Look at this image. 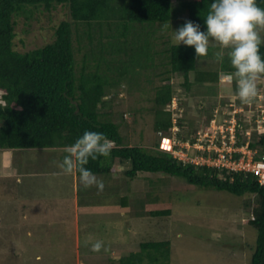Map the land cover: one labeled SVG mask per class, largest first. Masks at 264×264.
Wrapping results in <instances>:
<instances>
[{"label":"rangeland","instance_id":"1","mask_svg":"<svg viewBox=\"0 0 264 264\" xmlns=\"http://www.w3.org/2000/svg\"><path fill=\"white\" fill-rule=\"evenodd\" d=\"M178 1L172 0L168 21L155 23L157 35L162 36L159 48L165 42L174 44L171 37L186 15ZM63 19H70L67 5L41 8L29 18L17 16L13 47L25 51L50 42ZM76 28L81 31L84 25ZM76 30L74 47L79 69L82 58ZM141 37L145 38L144 34ZM209 46L212 55L199 60V69L218 67L215 53L219 47L211 40ZM114 65L109 66L110 75ZM158 67L142 68L140 75H133L132 84L120 81L117 93L111 91L104 97L111 100L109 105L125 143L152 147L158 140L160 148L170 150L174 140L175 148L186 143L183 138L211 133L210 124L223 128L232 117L241 125L240 139L248 138L247 131L251 139L259 135L253 130L256 122L252 114L264 105V78L257 81L255 99L243 103L236 95L237 80L230 79L232 72H219L217 82L194 83L190 88L183 85L181 74H172L168 83L176 105L168 104L165 109L171 112L177 130L170 129L171 138L166 132L163 136L156 132L149 109L154 87L160 82ZM193 76L192 71L189 79ZM164 139L169 140V147H162ZM197 147L190 143L189 149L183 150L194 157L199 152ZM64 155L63 150L53 148L0 149V264H120V257L140 250L141 242L151 240L169 241L167 263L156 264H249L256 230L248 221L256 195L197 188L163 173L139 172L129 178L124 174L128 164L114 166L110 175H97L104 182L102 190L85 188L75 172L64 174L53 163ZM123 196L127 206H120ZM157 209H170V213L149 214ZM97 239L105 248L93 252L90 245Z\"/></svg>","mask_w":264,"mask_h":264},{"label":"trees","instance_id":"2","mask_svg":"<svg viewBox=\"0 0 264 264\" xmlns=\"http://www.w3.org/2000/svg\"><path fill=\"white\" fill-rule=\"evenodd\" d=\"M210 3L211 0H179L178 5L186 15L177 28L185 20H192L200 23L203 30L206 27L203 17L210 10ZM257 3L264 7V0ZM56 5H67L70 19L59 22L53 40L25 51L15 49L16 17L29 18L41 8L51 10ZM172 8V0H0V149L62 150L83 131L95 130L103 132L114 145L108 157L89 160L86 167L96 175H110L114 166L128 164L124 174L129 178L139 172L163 173L180 177L197 188L234 195L254 194L257 199L248 224L256 230V238L249 264H264V185L256 176L182 161L160 148L158 140L152 147L125 143L109 105L111 100L104 98L111 91L117 93L120 81L132 84L133 75H140L142 68L159 66L160 82L154 87L149 111L156 132L171 136L172 116L165 109L173 96L172 85L168 83L171 75L181 74L183 85L190 88L194 83L217 82L219 72L233 73L227 54L213 70L198 68L201 58L212 55L210 46L208 53L199 57L193 46L165 42L159 48L162 36L157 35L159 28L155 23L168 21ZM73 25L84 28L77 32ZM74 29L82 58L79 69ZM260 52L264 56V45ZM108 55L114 60H109ZM112 63L115 71L110 75L108 69ZM237 136L239 145L243 141L238 129ZM169 144L168 139L162 141V147ZM249 147L261 151L264 134L253 136ZM120 206H127L126 196L120 197ZM168 213L170 209L149 211L153 216ZM169 250L168 240L143 241L140 250L120 257L119 261L120 264L167 263Z\"/></svg>","mask_w":264,"mask_h":264},{"label":"clouds","instance_id":"3","mask_svg":"<svg viewBox=\"0 0 264 264\" xmlns=\"http://www.w3.org/2000/svg\"><path fill=\"white\" fill-rule=\"evenodd\" d=\"M203 18L206 26L203 30L200 23L192 20H185L175 29L171 37L175 46L181 43L193 46L199 57L208 53L210 40L215 41L219 47L215 53L217 61L222 63L226 52L234 70L230 79L234 77L237 80L239 100L243 103L253 101L258 94L257 81L264 75V56L260 52L264 45V35L261 34L264 30V7L259 6L257 0H211L210 10ZM169 23L163 27L166 29ZM113 146L103 132L85 130L74 142L63 146L65 155L53 163L64 174L75 172L83 187L96 186L102 190L103 180L86 165L90 159L108 157ZM84 243L88 245L89 241ZM90 247L91 251L99 252L105 244L97 239L91 242Z\"/></svg>","mask_w":264,"mask_h":264},{"label":"built area","instance_id":"4","mask_svg":"<svg viewBox=\"0 0 264 264\" xmlns=\"http://www.w3.org/2000/svg\"><path fill=\"white\" fill-rule=\"evenodd\" d=\"M175 105L176 99L172 97L169 106ZM258 107H260V111L256 110L255 113L253 112L252 119L254 116L255 118L252 121L254 123L256 122V126H254L253 130L261 135L264 134V105ZM234 113H236V111ZM228 123L229 124L223 126V128L210 124L212 127L211 133L204 131L205 133H200L198 137L194 138L193 142H191L190 139L182 140L186 141V143L175 148L174 146L177 140H174L171 149L168 151H170L174 157L196 165H208L217 167L219 170L252 173L256 176L258 182L264 185V148L260 151L258 148L249 147V143L252 140L250 138V131L246 132L248 138L243 139V143L237 145V129L241 127V125L234 120V117H232ZM171 130L176 131L177 126L174 124ZM158 133L160 134L161 132L159 131ZM190 143L198 146L197 149H199V152L194 157H189L186 153ZM178 149L179 151H176Z\"/></svg>","mask_w":264,"mask_h":264}]
</instances>
